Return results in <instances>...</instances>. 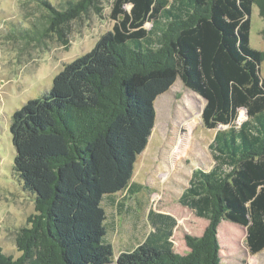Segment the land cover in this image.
Wrapping results in <instances>:
<instances>
[{"label": "trees", "instance_id": "1", "mask_svg": "<svg viewBox=\"0 0 264 264\" xmlns=\"http://www.w3.org/2000/svg\"><path fill=\"white\" fill-rule=\"evenodd\" d=\"M100 1L37 0L36 31L20 36L62 35L71 21L100 13ZM254 3L264 20V0L111 1L112 28L11 116L13 170L35 212L17 230L21 254L0 247V264L112 263L104 203L144 188L131 182L134 164L154 126V100L177 77L204 99L202 124L215 130L213 166L196 167L179 197L208 223L202 235H185L188 252L179 254L176 220L150 210L157 226L124 263L221 264L222 220L245 228L251 254L264 249V51L250 46Z\"/></svg>", "mask_w": 264, "mask_h": 264}, {"label": "rangeland", "instance_id": "2", "mask_svg": "<svg viewBox=\"0 0 264 264\" xmlns=\"http://www.w3.org/2000/svg\"><path fill=\"white\" fill-rule=\"evenodd\" d=\"M47 1L55 7L64 6L60 0ZM111 1L101 0L100 13L90 11L71 21L62 35L51 32L38 42L20 36L22 29H29L30 34L36 31L33 24H38L44 12L38 8L37 0H0V247L14 258L21 254L15 245L17 230L26 224L35 208L33 198L22 190L13 170L11 116L27 100L48 91L54 76L66 63L90 51L99 37L112 28ZM250 21V46L264 51V20L256 3ZM260 75L264 80V60L260 63ZM204 103L179 77L154 100V126L146 147L136 158L131 178L146 189L125 202L138 212L137 221L132 225L123 211L121 216L116 213L115 205L104 203L111 241L110 264H125L123 255L144 244L151 228L147 220L149 210L169 213L175 218L171 239L176 253H187L185 235H202L207 221L204 223L192 209L180 204L179 197L192 171L196 167L208 169L213 162L208 144L215 130L202 124ZM244 117V109L239 110L237 122ZM116 196L121 199L123 192ZM111 214L116 227L112 230ZM245 237L244 227L221 221L218 234L221 264H264V249L251 254Z\"/></svg>", "mask_w": 264, "mask_h": 264}, {"label": "crops", "instance_id": "3", "mask_svg": "<svg viewBox=\"0 0 264 264\" xmlns=\"http://www.w3.org/2000/svg\"><path fill=\"white\" fill-rule=\"evenodd\" d=\"M245 117H246V115H245ZM245 117L242 119V120H244L245 119ZM241 120V121H242ZM241 121H239V122H241ZM215 133V132H214ZM210 142H211V140H210ZM213 164H214V161L211 163V166H210V168L213 166ZM210 168H208V169H205V170H209ZM131 182H133L132 180H131ZM133 183H137V182H133ZM137 184H140V183H137ZM144 188L146 189V187L144 186ZM144 188L143 189H141V190H138V191H136V192H134V193H128V192H126L125 190H121V191H119V192H123V197L121 198V199H116L117 198V194L119 193V192H117L116 193V195H115V198L114 199H108V201H109V203H110V205H115L116 207H115V209H116V213L118 214L119 213V215H121L120 213H122V211L124 212V214H125V217H126V219L128 220V221H130L131 223H132V225H134L135 224V220L137 221V218H138V212L134 209V208H132V206H131V204H127L126 205V201L128 200H131V198H133L137 193H139V192H141V191H143L144 190ZM185 189V188H184ZM109 205V206H110ZM184 206V205H183ZM112 207V206H111ZM187 207V206H186ZM189 208V207H188ZM191 209V208H190ZM193 210V209H192ZM150 211V210H149ZM152 211V210H151ZM194 211V210H193ZM154 213H164V214H169V213H165V212H155V211H153ZM169 215H171V214H169ZM196 215V214H195ZM122 216V215H121ZM172 216V215H171ZM173 217V216H172ZM196 217L197 218H202V219H204L205 221H204V223H206V221H207V223H208V220L206 219V218H204V217H199V216H197L196 215ZM174 218V217H173ZM175 219V218H174ZM147 220H148V223H149V225H150V230H149V232L146 234V236L151 232V231H153L154 229H155V226H157V225H152L151 223H150V221H149V212H148V214H147ZM176 225V224H175ZM175 227V226H174ZM109 228L112 230V229H115L116 227H115V220L113 219L112 220V214H111V220L109 221ZM174 229V228H173ZM172 234H173V231H172ZM218 234H219V229H218ZM146 236H145V238H144V240L146 239ZM172 237V236H171ZM172 240V239H171ZM109 241H110V239H109ZM173 242V241H172ZM110 243H111V241H110ZM188 248V247H187ZM132 249H133V246H132ZM173 250H174V244H173ZM188 252V251H187Z\"/></svg>", "mask_w": 264, "mask_h": 264}]
</instances>
